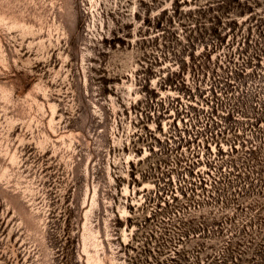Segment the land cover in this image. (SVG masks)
Here are the masks:
<instances>
[{
  "label": "rangeland",
  "instance_id": "rangeland-1",
  "mask_svg": "<svg viewBox=\"0 0 264 264\" xmlns=\"http://www.w3.org/2000/svg\"><path fill=\"white\" fill-rule=\"evenodd\" d=\"M0 264H264V0H0Z\"/></svg>",
  "mask_w": 264,
  "mask_h": 264
}]
</instances>
